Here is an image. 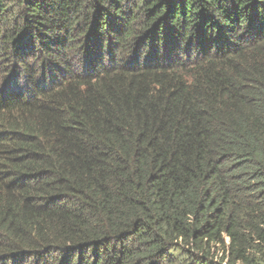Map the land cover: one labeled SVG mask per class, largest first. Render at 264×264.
<instances>
[{"label":"trees","instance_id":"16d2710c","mask_svg":"<svg viewBox=\"0 0 264 264\" xmlns=\"http://www.w3.org/2000/svg\"><path fill=\"white\" fill-rule=\"evenodd\" d=\"M0 264H264V0H0Z\"/></svg>","mask_w":264,"mask_h":264}]
</instances>
